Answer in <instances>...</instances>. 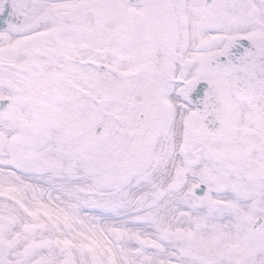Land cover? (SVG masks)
Listing matches in <instances>:
<instances>
[{
	"label": "snow or ice",
	"instance_id": "1",
	"mask_svg": "<svg viewBox=\"0 0 264 264\" xmlns=\"http://www.w3.org/2000/svg\"><path fill=\"white\" fill-rule=\"evenodd\" d=\"M0 264H264V0H0Z\"/></svg>",
	"mask_w": 264,
	"mask_h": 264
}]
</instances>
